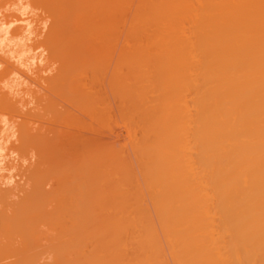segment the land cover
Here are the masks:
<instances>
[{
    "label": "bare ground",
    "instance_id": "bare-ground-1",
    "mask_svg": "<svg viewBox=\"0 0 264 264\" xmlns=\"http://www.w3.org/2000/svg\"><path fill=\"white\" fill-rule=\"evenodd\" d=\"M77 1L0 0V264H264V0Z\"/></svg>",
    "mask_w": 264,
    "mask_h": 264
},
{
    "label": "rangeland",
    "instance_id": "rangeland-1",
    "mask_svg": "<svg viewBox=\"0 0 264 264\" xmlns=\"http://www.w3.org/2000/svg\"><path fill=\"white\" fill-rule=\"evenodd\" d=\"M68 1H69V0H68ZM74 1L77 2V4H79V5L83 2L82 0H79V2L82 1V2H80V3H78L77 0H74ZM85 1H87V0H85ZM93 1H96V0H93ZM118 1L120 2V4H119L120 6H119V10H118L120 13H117V15H118V14H119V15H118V17H117V15H115V16L117 17V19H115L116 17H115L114 19H115L116 21H117V20H118V21H132V20H133V17H132V16H134V14H135L134 12H136V8H137L139 5H141L140 3H141V1H143V0H132V2H131V0H130V4H128L129 2H127V1H129V0H123L122 5H121V1H120V0H118ZM125 1H126V4L129 5V6H126V7H125V5H126V4L124 5V2H125ZM71 2H72V1H71ZM87 2H88V1H87ZM89 2L91 3V0H89ZM89 2H88V3H89ZM83 3H85V2H83ZM67 4H69V3H67ZM71 4H72V5H71V8H73V3H71ZM93 4H94V5H93L94 7H95L96 5H98L96 2H95V3L93 2ZM142 4H143V2H142ZM74 5H75V7H74L73 9L76 8V10H78V11L76 12V10H73V9H71V11L76 12L75 14L73 13V16L76 15V17H77V14L81 13L83 7H84L83 10L85 9V7H87V6H89V5H91V7H92V4H89V5H88V4H86V3L84 4L85 6H84V5H83V6H81V5L79 6V5H77V6H76V4H74ZM98 6H99V5H98ZM98 6H96V8H98ZM133 6H134V7H133ZM136 6H137V7H136ZM77 7H79V8H77ZM81 7H82V8H81ZM94 7H93V8H94ZM120 7H121V8H120ZM93 8H92V10L95 11V12H97L98 9H95V10H94ZM79 9H80L81 11H80ZM86 9H87V8H86ZM120 9H121V10H120ZM92 10H91V11H92ZM85 11H87V10H85ZM88 11H89V10H88ZM121 11H122V12H121ZM95 12H94V13H95ZM97 13H98V12H97ZM90 14H91V13H90ZM90 14L87 13L88 18H87V16H85V18H87V21H92V20L94 19V16L97 15V14H94V15H92V17H91V16L89 17ZM92 14H93V13H92ZM120 14H121V15H120ZM119 16H120V17H119ZM126 16H128V17L125 18ZM76 17H74V18H76ZM97 17H98V16H97ZM108 19H109V21H111V19H113V17H112V18H108ZM108 19H107V20H108ZM114 19H113V20H114ZM122 19H123V20H122ZM27 43H28V44H29V43H32V40H28ZM41 48H42V47H41ZM42 49H43V48H42ZM96 52L99 53V57H100L101 59L103 58L105 61H107L109 58H111V59L113 60V59H115L116 56H117V53H114V54L112 53V54H111V51H101V52H99V51H95V52H90V51H88V52H86V51L84 50L81 54H78L77 61H81V60H84V59H93V57H94V55L96 54ZM102 56H103V57H102ZM119 56H120V60H121V59H125V58L128 57V56H126V55H120V54H119V55H118V59H119ZM68 57H69V53H66V54H64L61 58H62L63 60H66V59H68ZM54 66H56V65H54ZM82 69H83V68H82ZM52 72H53V70L46 71V72H42L41 75L45 77V75L52 74ZM42 82H43V80H42ZM31 85H32V84H31ZM34 86H35V85L29 86V87H30V88L33 87V88H31V89H35V90H37V89H38L37 85H36L35 87H34ZM26 96L29 97L28 95H26ZM26 96L24 95V99L27 98ZM53 97H54L57 101H60V99L57 98L55 95H54ZM27 99H28V98H27ZM31 106H32V104L29 103V104H27L26 107L24 106L23 108L26 109V108L31 107ZM23 108H22V109H23ZM23 110H24V109H23ZM5 114H6V116H9V117L14 118V114H12V113H8V112H7V113H5ZM15 116H16V115H15ZM16 118L18 119L19 117L16 116L14 119H16ZM121 127H122V128H121ZM123 127H126L125 124H124L123 122H120V127H118L119 130L117 129V127H115V128L117 129V130L115 129V130H116V133H118V137H117V138H119L117 141H119L120 144H121V142L125 141L126 139H127V141H128V138H127L128 136L125 137V134H124V133H126V131H125L126 128H123ZM107 128H109V125L107 126ZM107 128L105 129V131L107 130ZM106 133H108V132L106 131ZM119 133H120V134H119ZM108 135H109V133L107 134V136L104 135V137L106 136L107 138H111V139H112V138H115V137H113V136H112V137H108ZM110 135H111V134H110ZM110 135H109V136H110ZM123 135H124L125 138L123 137ZM126 135H128V134L126 133ZM119 136H120V137H119ZM121 137H123V138H122L123 141H122ZM107 138H104V139H105L104 142H108V141H110V139H109V140H106ZM112 140H113V139H112ZM63 141H64V143H65V140H63ZM127 141H125V142H127ZM64 143H63V145H64ZM123 143H124V142H123ZM65 145H66V143H65ZM61 146H62V145H61ZM61 146H60V147H61ZM60 147H59V148H60ZM56 149H57V147H56ZM65 149H66V151H67V148H66V147H65ZM58 150H59V149H57L56 151H58ZM63 151H65V150H63ZM55 153H56V152H55ZM58 154H59V153H58ZM61 154H62V153H61ZM54 155H57V154H54ZM10 158H11V157H10ZM53 158H55V157H53ZM56 159H57V158H55V161H54V162H53V160H52V163H51V165H50V166H52V167H50V168H52V171H53V168H54V170H57L58 168H59V169L61 168V166H59V164H58V162L56 161ZM59 163H60V165H61V161H60ZM53 164H56L58 168L56 167V165H55V167H54ZM24 165H26V162H24ZM63 165H64V164L62 163V169H63ZM56 168H57V169H56ZM59 169H58V170H59ZM14 170L16 171V169H13V171L11 172L12 174H16V172H15ZM60 171H61V169H60ZM60 171H59V172H60ZM60 173H62V171H61ZM60 173H54V176H57V175L60 174ZM18 176H20V175H18ZM18 179H21V177H20V178H18L17 176L14 177V180L17 181ZM53 179H54V178H52V180H53ZM21 180H22V179H21ZM54 180H55V179H54ZM18 181L21 183L23 180H22V181L18 180ZM47 186L50 187V184L48 183V184L46 185V187H47Z\"/></svg>",
    "mask_w": 264,
    "mask_h": 264
}]
</instances>
